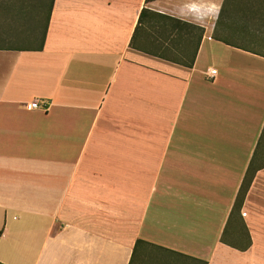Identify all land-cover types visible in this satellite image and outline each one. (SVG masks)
<instances>
[{"label":"crops","instance_id":"crops-1","mask_svg":"<svg viewBox=\"0 0 264 264\" xmlns=\"http://www.w3.org/2000/svg\"><path fill=\"white\" fill-rule=\"evenodd\" d=\"M44 1L0 46V264H264V0Z\"/></svg>","mask_w":264,"mask_h":264},{"label":"trees","instance_id":"trees-1","mask_svg":"<svg viewBox=\"0 0 264 264\" xmlns=\"http://www.w3.org/2000/svg\"><path fill=\"white\" fill-rule=\"evenodd\" d=\"M47 6H48L47 1H44V0H0V21L7 22V23L10 22L12 25L10 28H17L22 34L26 35L28 33H31V34L34 33L33 36H36V37H38V34L41 35L38 45H35L34 43H32L33 45L32 44L30 45L19 44L16 46L11 45L9 47L11 48L14 47L15 49L17 47V50H20V51L22 50L38 51V50L43 49L44 41L46 37V30H47V26L49 23L53 2L48 8ZM45 14H46V17H45L46 24L44 26L43 25L44 23L42 20ZM143 14L144 12L142 13L141 18ZM35 17H36V20L33 21L32 18H35ZM172 21L180 22L174 19H172ZM24 26L26 28H24ZM189 30L190 28H171V31L176 32V33L183 32V31H187L189 33ZM22 37H27V36H22ZM134 37L131 42V45L133 47L135 46ZM31 38L34 41V38L33 37ZM167 49L168 48L163 49L159 53V57L166 59V60L176 61L178 63L183 64L186 67L191 68L194 64L195 56L198 51V46H196V49L194 50L190 58H188L189 56H184L183 54L169 55V50ZM253 178H254V174L248 173L246 175L243 181V184L240 188V191L238 193L235 206L232 211L233 216L234 215L241 216V210H242L246 195L253 181ZM222 241L224 243H228L224 238ZM249 244H250V241L248 239V246ZM229 245L232 246V244H229Z\"/></svg>","mask_w":264,"mask_h":264},{"label":"rangeland","instance_id":"rangeland-1","mask_svg":"<svg viewBox=\"0 0 264 264\" xmlns=\"http://www.w3.org/2000/svg\"><path fill=\"white\" fill-rule=\"evenodd\" d=\"M32 19L34 21L36 20V17ZM20 34L22 33H20V31L17 28H0V46H11V45L16 46L19 44L30 45L32 43H34L35 45L39 44L41 35L38 34V37H36V36H33L34 33L32 34L28 33L26 35L25 34L20 35ZM22 36H27V37H22ZM31 37L34 38V41ZM254 49H257V48H254ZM259 51L264 52V49H261Z\"/></svg>","mask_w":264,"mask_h":264},{"label":"built area","instance_id":"built-area-1","mask_svg":"<svg viewBox=\"0 0 264 264\" xmlns=\"http://www.w3.org/2000/svg\"><path fill=\"white\" fill-rule=\"evenodd\" d=\"M216 75H217V71L216 70H211L209 72V76L212 77V78H215ZM47 105L48 106L46 108H43L39 101H35V102L31 103L30 109H32V110H42L44 112H47L49 110V104H47Z\"/></svg>","mask_w":264,"mask_h":264}]
</instances>
